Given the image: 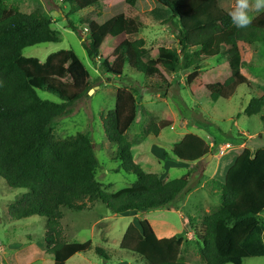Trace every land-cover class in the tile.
Wrapping results in <instances>:
<instances>
[{
    "label": "trees",
    "instance_id": "obj_1",
    "mask_svg": "<svg viewBox=\"0 0 264 264\" xmlns=\"http://www.w3.org/2000/svg\"><path fill=\"white\" fill-rule=\"evenodd\" d=\"M102 1L68 0L71 14L92 8L79 18L82 25L97 24L95 34L84 41L92 61H101L112 71L107 59L99 60L102 45L109 35L126 36L115 50L119 61V70H113L116 74H121L125 63L149 78L163 75V70L177 73L191 69L186 81L190 84L204 60L225 57L231 75L204 92L215 101L228 99L249 82L242 72L247 62L239 42L260 43L264 48V12L255 16L250 27L238 29L228 15L235 0H117L101 9ZM127 5L169 26L180 50L162 45L153 53L144 38L129 39L142 32L145 24L126 14ZM66 18L69 28L78 31ZM59 40L49 16L40 10L26 13L18 5L0 0V176L10 188L26 190L9 205L8 215L12 221L44 217L48 231L41 245L13 252L8 257L10 264H29L49 254L54 264H67L74 255L92 249L93 242L66 240L63 208L81 211L89 200L100 201L113 214L166 207L190 189L191 171L196 166L181 177L164 180L135 161L127 131L138 116V99L134 90L122 87L115 107L101 116L107 139L116 144L112 156L120 162L116 171L133 174L136 180L115 193L103 189L97 179L100 161L91 137L78 132L57 138L52 126L56 118L72 113L73 106L89 95V70L72 49L50 53L45 61L23 55L26 47ZM40 89L56 94L61 102L41 98ZM263 110L264 94L252 98L244 113L252 116ZM172 123L170 119L152 120L144 131L158 136ZM209 150L203 138L186 135L171 153L167 150L164 154L167 160L176 156L196 161ZM221 200L217 211L204 216L197 234L204 264H243L245 258L264 256V223L259 220L264 211V148L256 152L245 148L236 157L222 185ZM184 241L178 235L159 237L152 222L144 218L128 226L120 247L141 258L143 264H195L181 258ZM95 251L109 259L103 247L96 246Z\"/></svg>",
    "mask_w": 264,
    "mask_h": 264
},
{
    "label": "rangeland",
    "instance_id": "obj_2",
    "mask_svg": "<svg viewBox=\"0 0 264 264\" xmlns=\"http://www.w3.org/2000/svg\"><path fill=\"white\" fill-rule=\"evenodd\" d=\"M8 5H18L26 13L40 10L49 16L53 27L58 31L57 42L40 43L23 49L26 57H37L45 61L50 53L72 49L90 72L89 81L94 89L72 108V113L54 120L53 133L57 138H66L78 132L88 134L95 144V152L100 161L97 179L103 189L115 193L134 183L136 176L116 171L119 161L113 160L116 144L110 142L105 134L102 114L115 107L119 88L134 90L138 99V116L127 131L133 142L132 151L136 162L149 172H157L164 180L181 177L192 165L189 190L183 192L166 207L147 211H127L113 214L98 200L87 202L81 211L63 208L61 219L64 236L69 242L91 240L93 248L85 253L74 255L67 264H143L141 258L120 247L124 233L131 223L138 224L147 218L152 222L159 237L182 236L181 258L189 263L204 264L197 234L204 216L217 211L221 205V188L228 169L245 148L256 152L264 148V110L252 116L244 113L249 101L264 94V48L260 43L248 44L240 41L243 60L247 62L242 72L249 82L240 85L236 93L216 101L206 95V87L224 81L231 75L225 57H212L201 63V69L194 80L187 84L192 70L146 77L125 63L121 74L115 52L126 37L109 35L101 49V58L110 62L112 71L92 61L88 57L85 39L95 34L97 24L82 25L79 18L92 8L70 13L68 0H4ZM117 0H103L100 8ZM126 14L144 22L145 28L129 39L144 38L146 47L156 53L159 46L180 50L181 44L167 25H161L135 8L126 6ZM256 16V14H253ZM68 17L78 27L70 29ZM161 69H163L161 67ZM170 84V85H169ZM162 86V87H161ZM204 88L197 93V90ZM41 98L61 102L60 98L45 89L38 90ZM172 120L158 136L145 133L150 122ZM186 135L201 137L210 152L196 161L178 159L167 160L164 152L173 151L175 145ZM212 154L209 160L206 157ZM25 189H12L7 180L0 176V264H10L8 257L15 251L32 244L41 245L48 231L46 219L40 216L12 221L8 207L19 198ZM260 221L264 223V211ZM103 247L109 255L105 260L99 256L95 247ZM29 264H54L52 255ZM232 264V263H228ZM243 264H264V256L248 257Z\"/></svg>",
    "mask_w": 264,
    "mask_h": 264
},
{
    "label": "clouds",
    "instance_id": "obj_3",
    "mask_svg": "<svg viewBox=\"0 0 264 264\" xmlns=\"http://www.w3.org/2000/svg\"><path fill=\"white\" fill-rule=\"evenodd\" d=\"M264 12V0H235L232 9L228 12L231 23L238 29L250 27L255 15Z\"/></svg>",
    "mask_w": 264,
    "mask_h": 264
},
{
    "label": "water",
    "instance_id": "obj_4",
    "mask_svg": "<svg viewBox=\"0 0 264 264\" xmlns=\"http://www.w3.org/2000/svg\"><path fill=\"white\" fill-rule=\"evenodd\" d=\"M93 91H94V89L91 88V89L89 90V94H92ZM211 157H212V154H209V155L206 157V160H209Z\"/></svg>",
    "mask_w": 264,
    "mask_h": 264
},
{
    "label": "crops",
    "instance_id": "obj_5",
    "mask_svg": "<svg viewBox=\"0 0 264 264\" xmlns=\"http://www.w3.org/2000/svg\"><path fill=\"white\" fill-rule=\"evenodd\" d=\"M239 47H240V50H241V46H240V43H239Z\"/></svg>",
    "mask_w": 264,
    "mask_h": 264
}]
</instances>
